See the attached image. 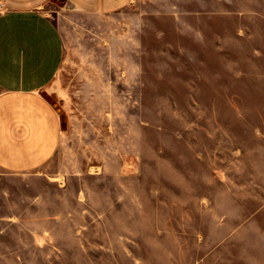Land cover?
<instances>
[{"label": "rangeland", "instance_id": "rangeland-1", "mask_svg": "<svg viewBox=\"0 0 264 264\" xmlns=\"http://www.w3.org/2000/svg\"><path fill=\"white\" fill-rule=\"evenodd\" d=\"M44 10L61 140L0 169V264H264V0Z\"/></svg>", "mask_w": 264, "mask_h": 264}, {"label": "crops", "instance_id": "crops-1", "mask_svg": "<svg viewBox=\"0 0 264 264\" xmlns=\"http://www.w3.org/2000/svg\"><path fill=\"white\" fill-rule=\"evenodd\" d=\"M0 169L30 172L58 150L61 121L43 89L66 54L58 23L44 10L51 0H0ZM93 13H113L132 0H65Z\"/></svg>", "mask_w": 264, "mask_h": 264}, {"label": "built area", "instance_id": "built-area-1", "mask_svg": "<svg viewBox=\"0 0 264 264\" xmlns=\"http://www.w3.org/2000/svg\"><path fill=\"white\" fill-rule=\"evenodd\" d=\"M4 9H5V5H4V3H2V1H0V11H2Z\"/></svg>", "mask_w": 264, "mask_h": 264}]
</instances>
